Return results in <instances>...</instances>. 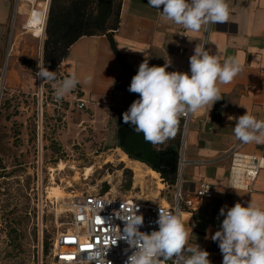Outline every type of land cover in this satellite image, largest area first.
<instances>
[{"label":"crops","instance_id":"crops-1","mask_svg":"<svg viewBox=\"0 0 264 264\" xmlns=\"http://www.w3.org/2000/svg\"><path fill=\"white\" fill-rule=\"evenodd\" d=\"M20 1L0 0V54L4 51L1 40L13 19V7L14 29L19 16H23L17 12ZM148 2L122 0L120 23L114 33L117 49L135 70V75L145 59L149 66H163L167 56L171 60L167 71L190 74L189 58L197 44L204 45L221 62L227 57H238L242 65V71L232 82L219 85L222 99L213 107L209 105L193 115L185 134L180 118L175 135L154 146L144 140L143 133L135 132V126L123 122V113L139 99V94L128 91L133 74L122 68L106 35L85 36L75 42L55 70L56 77L61 81L75 72L83 81L84 76L92 75V83L81 82L68 94L69 98L86 101L85 111L90 122L113 130L118 146L126 153L141 156L143 163L152 168L149 160L155 161L161 166L156 169L158 174H165L168 178L177 169L176 155L184 146L187 159L184 195H193L201 182L215 185L212 200L194 212L182 211V220L190 233L188 246L198 244L209 252L211 264H222L218 241L211 239L220 230L224 219L219 215L221 207L231 208L237 202L247 206L251 201L264 208V168L252 191L227 187L231 164L227 151L237 140L233 132L236 119L229 120L228 117H239L248 111L264 120V0H227L230 8L228 21L205 25L199 32L163 22L159 10ZM180 49L185 53L179 54ZM13 56L14 46L10 45L6 53L9 63L5 61V67L10 66ZM116 83L123 87L117 88ZM243 151L264 156V144L248 143ZM156 153L160 159L154 158Z\"/></svg>","mask_w":264,"mask_h":264},{"label":"rangeland","instance_id":"rangeland-1","mask_svg":"<svg viewBox=\"0 0 264 264\" xmlns=\"http://www.w3.org/2000/svg\"><path fill=\"white\" fill-rule=\"evenodd\" d=\"M21 3L17 12L23 16L14 29V6L1 40L0 264H55L53 243L68 221L75 196L111 191L165 205L174 197L162 175L154 178L150 170L155 169L131 158L118 146L113 130L92 124L87 112L78 109L77 99L67 95L56 100L58 77L42 86L36 72L46 32L29 26L36 16L30 14L35 2ZM10 45L14 56L5 67ZM89 167L92 171L86 176ZM57 187L63 193L59 199Z\"/></svg>","mask_w":264,"mask_h":264},{"label":"clouds","instance_id":"clouds-1","mask_svg":"<svg viewBox=\"0 0 264 264\" xmlns=\"http://www.w3.org/2000/svg\"><path fill=\"white\" fill-rule=\"evenodd\" d=\"M148 4L159 10L163 22L181 25L190 32L228 21L230 14L227 0H149ZM165 61L163 66H149L147 59L140 63L128 88L129 92L139 94V99L123 113V122L135 126V132L143 133L144 140L154 146L175 135L180 117L198 114L209 105L213 107L222 99L219 85L232 82L242 71L238 57H227L221 62L200 44L189 58L190 74L167 71L171 60L167 56ZM37 68L36 75L43 82L56 80V72L39 60ZM92 80V75H86L81 81L73 72L56 83V100H62L81 82L91 84ZM228 119H236L233 132L238 141L264 144V120L248 111ZM237 187L239 184L234 181L232 188ZM121 208L123 210V205ZM137 211L135 207L129 213H117L124 221L122 233L117 228L118 239L126 240L134 249L125 264H166L168 260H173L174 264H211L208 251L198 244L188 246L190 233L178 212L160 208L155 221L158 230L148 234L139 230L144 218ZM219 215L224 219L211 239L218 241L222 264H264V208L251 201L247 206L237 202L231 208L221 207ZM105 255L96 251L90 253L87 260L106 264Z\"/></svg>","mask_w":264,"mask_h":264},{"label":"built area","instance_id":"built-area-1","mask_svg":"<svg viewBox=\"0 0 264 264\" xmlns=\"http://www.w3.org/2000/svg\"><path fill=\"white\" fill-rule=\"evenodd\" d=\"M184 53L183 49L179 50V54ZM45 83L46 81H42V86ZM77 102L78 109L85 110L87 108V102L83 99L78 98ZM192 117V114L180 117L184 124V134ZM246 145L236 140L234 146L227 151L231 157L227 187L231 190L252 191L264 168V156L258 153L244 152L243 148ZM186 164L185 148L182 145L178 157L175 183L170 184L166 179L161 178L167 188H172L173 203L166 201L165 205L134 196L120 197L111 191L105 193L86 192L75 196L69 205L68 221L57 234L53 243L52 251L55 264H95V261L89 262L87 257L96 251H100L102 256L106 253V264H125L127 256L131 255L134 249L130 248L126 240L118 239L117 228L122 233L124 221L118 217L117 213L126 214L136 207L137 214L143 215L144 218V223L139 230L150 234L153 230H158L155 221L158 219L160 208L178 212L182 218V211L194 212L200 209L206 201L212 200L215 194V185L209 182H201L195 188L193 195H184L183 176ZM234 181L239 184V187L235 189L232 188ZM121 205H123V210ZM125 249H128L127 253H125ZM219 252L221 253L220 249ZM166 264H174V262L168 260Z\"/></svg>","mask_w":264,"mask_h":264},{"label":"trees","instance_id":"trees-1","mask_svg":"<svg viewBox=\"0 0 264 264\" xmlns=\"http://www.w3.org/2000/svg\"><path fill=\"white\" fill-rule=\"evenodd\" d=\"M121 5L122 0H51L45 29L43 65L50 71H55L67 56L69 48L80 38L106 35L122 68L131 71L134 76L135 70L119 52L114 39V33L120 23ZM28 63L29 61L23 62L25 65ZM116 87L121 88L123 85L116 83ZM129 156L143 162L131 154ZM178 157L179 154L176 155L177 159ZM162 177L174 184L176 170L168 178L165 174H162ZM48 250L46 242L45 253Z\"/></svg>","mask_w":264,"mask_h":264},{"label":"bare ground","instance_id":"bare-ground-1","mask_svg":"<svg viewBox=\"0 0 264 264\" xmlns=\"http://www.w3.org/2000/svg\"><path fill=\"white\" fill-rule=\"evenodd\" d=\"M22 1V0H21ZM31 2H35V6H33L34 8L31 10V13L32 12H35L36 13V16L32 17L29 21V26L31 27H36L38 28L39 30L42 31L43 35L45 33V29H46V21H47V16H48V9H49V6H50V0H46V1H36V0H30ZM19 3V2H18ZM23 3V2H22ZM19 4L20 5V8L22 7L23 4ZM18 5V6H19ZM19 9V7H18ZM29 10V9H28ZM21 12V10H20ZM24 12V11H23ZM5 81V79H4ZM123 160H125V158H123ZM61 170H64L65 167L64 165H61L59 167ZM74 168V167H73ZM91 167L87 168L86 169V173L85 175L88 176L90 175L91 173ZM150 174L154 177V178H159V174L153 170H150ZM79 178V177H78ZM77 180V178L75 179ZM69 186L72 187L73 185L69 182ZM56 191H57V197L58 199L59 198H62L63 196V193H62V189L61 187H57L56 188ZM167 204V203H166ZM186 215V214H185Z\"/></svg>","mask_w":264,"mask_h":264},{"label":"water","instance_id":"water-1","mask_svg":"<svg viewBox=\"0 0 264 264\" xmlns=\"http://www.w3.org/2000/svg\"><path fill=\"white\" fill-rule=\"evenodd\" d=\"M127 153H128V154H131L129 151H128ZM131 155H132V154H131ZM133 156L142 159L141 156H139V155H133ZM154 158H155L156 160H157V159H160V156L158 155V153L154 154ZM152 160H153V159H152ZM149 161L152 163V165H153V167H154L155 169H161V166H157L155 161H154V163L151 161V159H150Z\"/></svg>","mask_w":264,"mask_h":264}]
</instances>
